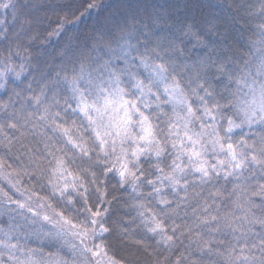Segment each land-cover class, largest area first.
<instances>
[{"label": "clouds", "instance_id": "clouds-1", "mask_svg": "<svg viewBox=\"0 0 264 264\" xmlns=\"http://www.w3.org/2000/svg\"><path fill=\"white\" fill-rule=\"evenodd\" d=\"M107 97L130 109L122 144L107 127ZM145 123L151 143L139 139ZM261 138L264 0H0V190L11 194L0 201V264H97L99 245L122 264H239L241 250L264 264V223L236 205L243 185L249 215L264 220V193L251 196L264 171L248 159L233 172L219 147L250 153ZM58 158L75 189L61 191ZM98 202L107 215L95 218ZM141 213L174 239L149 232Z\"/></svg>", "mask_w": 264, "mask_h": 264}, {"label": "snow or ice", "instance_id": "snow-or-ice-1", "mask_svg": "<svg viewBox=\"0 0 264 264\" xmlns=\"http://www.w3.org/2000/svg\"><path fill=\"white\" fill-rule=\"evenodd\" d=\"M126 103L127 101H123L120 104H118L117 101L114 100L112 97L105 98L103 112H107L109 108L112 109L111 114L109 115L108 122H107V127L115 130V135L113 138L114 144L117 138H119L120 143L122 144L123 139L128 134V123L131 120L130 109L124 108L123 112H121L122 105ZM89 107H90L89 102L85 99H82L80 103V110L84 112L85 114H88ZM91 107L95 108L97 106L93 104L91 105ZM97 111L101 112L99 108H97ZM103 112H101V115H103ZM89 119L95 123V120L91 116H89ZM143 119L147 121L148 118L144 117ZM12 127H15V125L13 124ZM99 127L100 125L97 124V132H96L97 138L101 141L102 144L106 145L107 141H105L103 137L105 134H109V133L107 132L101 133L99 131ZM63 132L67 136L69 143L73 144L76 147H79L81 151H84V148L86 147V145H84L80 140H77L76 136L72 134L71 130L64 128ZM152 136H153V129H152L151 124L145 123L143 126V135L139 137V139L151 143ZM188 138L189 140H193L191 136H188ZM182 143L183 142L181 141V144ZM193 143L196 144V143H199V141L193 140ZM219 147L222 150H224L225 148L227 149L230 155L231 161H232L233 172L237 170H240L242 172L244 165L248 162V159H251L254 163L261 165V170L264 171V138H261L259 151L255 150L256 145H252L251 147L253 150L250 153H245V154L238 153L237 147L231 143L227 144L226 146L223 143H220ZM139 150H142V149H138V151ZM188 151H190V155L193 157L201 156V153L197 151L195 147H193L192 149ZM124 159H125V163L122 165L121 171H120L121 176H125L129 172V169L127 167L126 156ZM220 163L223 164L224 162L221 161ZM64 165H65V161L63 159L58 158L56 161V168L53 169V172L59 174L60 179L65 181L61 191H65L69 188L75 189L77 187L75 183L76 178L74 175H72L71 172H67ZM7 167L8 165L2 159H0V175L4 174L5 169ZM196 167L198 170L204 171L205 174H207L206 169L208 165L205 160L201 159V162L197 164ZM66 172H67V175H65ZM69 177H71V183L68 182ZM169 179H173V178L169 177ZM238 187L241 188L242 194H241V197L236 201V205L240 209L245 210L243 213V219L246 222L253 223V224L254 223H264V220H261L259 217L255 216L254 214H252L251 216L249 215L251 208L253 206V200L251 197H248L247 199H245V196L248 190L243 185H238ZM261 193H264V183L258 184L257 187L252 190L251 196L252 197L259 196ZM10 195L11 194L9 192L0 190V201L9 199ZM85 195H87L86 190H85ZM103 196L107 197L106 191L103 193ZM17 203H19V201H17ZM21 206L23 207L24 205L21 204ZM140 207L143 208L144 205L141 204ZM104 208H105V205L103 203L98 202L97 204H90L89 210L93 217L98 218L100 217L102 213L104 215H107V213L104 211ZM30 211L35 213L36 209L31 208ZM58 215L61 217V220L63 221L64 224L69 225L72 228L78 227L70 219L65 217L63 213H58ZM141 215L143 216L144 223L148 226L147 230L149 232L161 233L162 234L161 239H163L166 243L174 239L173 236L166 235V229H165L164 224L155 215H149L145 213H141ZM44 219L47 220V219H50V217L47 214H45ZM212 219L215 220L216 217L213 216ZM208 221H209V217L205 216L202 218L203 223H208ZM224 221H225V224L227 225H231L233 223L232 218L228 216L224 217ZM92 223H96V219H93ZM104 231H107V229L102 227L101 232H104ZM75 234L80 236L81 241H83L85 237L87 236L86 231L77 232ZM262 243H264V241H262ZM234 251H235L234 249L228 250L227 259L229 260V262H231ZM91 255L97 258V264H122V262L118 261L116 257L109 256L107 254L106 247H104L103 245L94 247L91 250ZM236 259L237 261H239V264H248L249 258L247 255H245L244 251L241 250L239 254L236 256ZM53 264H59V262L55 261L53 262Z\"/></svg>", "mask_w": 264, "mask_h": 264}]
</instances>
